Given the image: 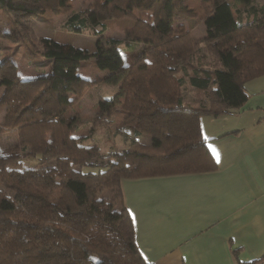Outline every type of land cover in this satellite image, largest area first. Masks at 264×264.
Wrapping results in <instances>:
<instances>
[{
  "label": "trees",
  "instance_id": "1",
  "mask_svg": "<svg viewBox=\"0 0 264 264\" xmlns=\"http://www.w3.org/2000/svg\"><path fill=\"white\" fill-rule=\"evenodd\" d=\"M209 2L200 42L210 60L206 53L196 55L199 40L188 29L172 35L159 27L179 14L181 0H103L72 12L65 27L81 31L96 25L100 34L104 19L134 8L153 9V21L146 27L139 22L123 39L97 37L90 55L42 37L39 53L48 70L32 78H21L13 63L0 61V107H5L0 133L14 128L18 138L0 147V264H152L136 245L121 180L217 169L200 118L238 110L248 96L244 83L264 74L263 6L249 1L234 15L229 0ZM68 3L0 0V9L30 19ZM122 42L136 52L125 65ZM89 59L109 73L95 80L76 75L73 66ZM98 81L118 86L125 115L117 132L126 147L112 142L102 150L95 141L74 136L84 125L107 127L104 115L112 111L115 95L102 101L109 105L90 121L65 116L82 90ZM185 90L192 91V101ZM24 157L35 162L22 166ZM232 251L233 264H264V252L242 260Z\"/></svg>",
  "mask_w": 264,
  "mask_h": 264
},
{
  "label": "crops",
  "instance_id": "2",
  "mask_svg": "<svg viewBox=\"0 0 264 264\" xmlns=\"http://www.w3.org/2000/svg\"><path fill=\"white\" fill-rule=\"evenodd\" d=\"M244 87L238 110L200 118L217 169L121 180L152 264H233L234 249L242 260L264 252V74Z\"/></svg>",
  "mask_w": 264,
  "mask_h": 264
},
{
  "label": "rangeland",
  "instance_id": "3",
  "mask_svg": "<svg viewBox=\"0 0 264 264\" xmlns=\"http://www.w3.org/2000/svg\"><path fill=\"white\" fill-rule=\"evenodd\" d=\"M68 1V6L64 9H59L57 12L43 9L37 11L36 15L30 19H26L19 12L0 9V61L8 60L13 63L21 78H32L48 70L47 60L39 53L41 49L39 39L42 37H49L63 44H72L83 53L90 55L94 53L97 37L123 39L127 31L132 28L135 29L136 24L138 25L139 22H145V26L153 21V9L134 8L128 14L115 15L104 19V30L100 34L97 31L99 27L96 25L81 31L69 30L65 27V21L72 12L91 9L102 3L103 0ZM249 1L264 8V0H229L233 14L235 15L237 8L243 10L244 4ZM180 6L182 10L178 11L179 14L173 15L167 23H162L159 27L163 30L171 29L172 35L181 28L188 29L190 34L199 40L195 45L196 48H199V53H196V55H205L206 53V57L210 60L211 55L205 42H200V40L206 35L205 20L210 12L211 3L209 0H181ZM89 19L93 24L95 21L94 16H90ZM119 46L121 49V63L124 65L129 64L136 52L125 50L123 42ZM150 60V58L146 59V61ZM73 68L76 75L85 77L88 80H95L99 77L104 78L109 73L108 70L99 69L94 59L79 61ZM3 89L4 84L0 83V95ZM117 91V85L104 81L93 82L82 90L78 102L66 110L65 116L78 115L90 121L99 109L109 105V102L104 103L103 100L108 101L114 95L115 100L113 101L112 111L104 115V120L108 122L104 121L103 123L107 127L100 126L89 130L90 125H84L74 133V136L85 138L84 140L89 142L95 141L102 150L112 142L120 148L127 146L128 141L126 143L125 139L117 132L125 115L121 107L122 97L116 94ZM185 92L187 95L185 97L192 101V91L185 90ZM4 112L5 107H0V124ZM86 137L88 138L86 139ZM139 139L146 141L147 136L142 135ZM16 141H18V138L14 128L0 133L1 148L7 147ZM33 159L30 160L24 157L22 166L34 163L35 160ZM1 187L3 186L0 184Z\"/></svg>",
  "mask_w": 264,
  "mask_h": 264
},
{
  "label": "snow or ice",
  "instance_id": "4",
  "mask_svg": "<svg viewBox=\"0 0 264 264\" xmlns=\"http://www.w3.org/2000/svg\"><path fill=\"white\" fill-rule=\"evenodd\" d=\"M213 152H214V154H215V149H213Z\"/></svg>",
  "mask_w": 264,
  "mask_h": 264
}]
</instances>
